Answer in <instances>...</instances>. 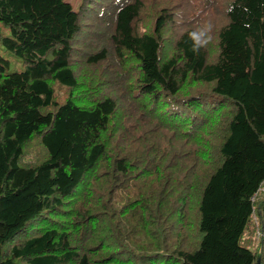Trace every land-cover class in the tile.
I'll use <instances>...</instances> for the list:
<instances>
[{"label":"trees","instance_id":"1","mask_svg":"<svg viewBox=\"0 0 264 264\" xmlns=\"http://www.w3.org/2000/svg\"><path fill=\"white\" fill-rule=\"evenodd\" d=\"M0 25V264H264V0H0Z\"/></svg>","mask_w":264,"mask_h":264},{"label":"rangeland","instance_id":"2","mask_svg":"<svg viewBox=\"0 0 264 264\" xmlns=\"http://www.w3.org/2000/svg\"><path fill=\"white\" fill-rule=\"evenodd\" d=\"M68 1H70L74 7H77L80 0H68ZM0 32L8 33V30L6 29V27L4 26L2 27L0 25ZM0 56H2L8 62L7 68L5 69L6 73L23 70V65L21 61L18 58H16L14 54L11 53L10 51L3 49L1 45H0ZM26 153L30 156H33L34 159H38L40 156H42V150L38 146L29 145L28 148L26 149Z\"/></svg>","mask_w":264,"mask_h":264},{"label":"clouds","instance_id":"3","mask_svg":"<svg viewBox=\"0 0 264 264\" xmlns=\"http://www.w3.org/2000/svg\"><path fill=\"white\" fill-rule=\"evenodd\" d=\"M205 33L203 32H198V33H193L192 36L196 40V43L193 46V51H196L199 47L204 46L207 42L208 39H201L204 37Z\"/></svg>","mask_w":264,"mask_h":264}]
</instances>
